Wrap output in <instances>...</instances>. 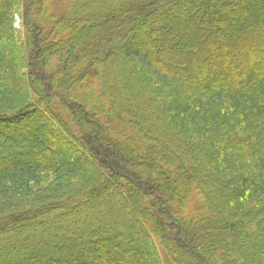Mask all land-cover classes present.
Masks as SVG:
<instances>
[{
	"label": "trees",
	"instance_id": "trees-1",
	"mask_svg": "<svg viewBox=\"0 0 264 264\" xmlns=\"http://www.w3.org/2000/svg\"><path fill=\"white\" fill-rule=\"evenodd\" d=\"M104 1L0 0V264H264V0Z\"/></svg>",
	"mask_w": 264,
	"mask_h": 264
},
{
	"label": "rangeland",
	"instance_id": "rangeland-1",
	"mask_svg": "<svg viewBox=\"0 0 264 264\" xmlns=\"http://www.w3.org/2000/svg\"><path fill=\"white\" fill-rule=\"evenodd\" d=\"M81 2H86L87 4H89V5H91L93 2H95V0H80ZM105 1L103 0V3H104ZM78 12H80V13H87L88 11H83L81 8H79L78 7ZM34 15H35V17H36V12L34 13ZM169 15L171 16V15H173V13H169ZM23 15H16L15 16V26L16 27H20V25H21V23L23 22ZM34 19V18H33ZM45 22H43L42 24L44 25V30H46L47 29V27H48V25H49V22L50 21H52V18L51 17H48V18H46L45 20H44ZM81 40V42H80V44L78 43V46H79V48L80 49H82L83 48V43H82V38L80 39ZM87 59H86V56L85 55H83L82 54V56H81V58H80V60H79V65H75V71L78 73L79 71H80V67L83 65V62H85ZM135 135V133H133L132 131H131V129L129 128V130H127V133H126V136H128L127 138H130L131 139V141H132V143L134 144V145H136V142H135V138L138 140V143H140V147L138 148V150H142V151H144L145 153L148 151V149H149V152H150V154H152V156H154V155H159V153L161 152V150H159L157 147H153V146H151V142H144L143 140H142V138H140V136L139 135H137L136 134V137L134 136ZM132 136V137H131ZM60 146L62 147V148H65L66 147V143H65V141L63 140V141H61L60 142ZM31 145H30V143H28V144H26V146H21L20 148L22 149V150H31ZM20 149V150H21ZM8 152L12 155V156H14V157H16L17 156V152H18V150L17 149H13V148H11V146H8ZM71 154H73V152H70ZM70 154V155H71ZM0 161H2V162H5L4 161V156H3V153L0 151ZM157 162V164H156V166L154 167V172H156L157 173V175L159 176V179H161V181L166 177V174H165V169L167 168V163L166 162H164V161H162V160H157L156 161ZM193 182H196L195 180H193ZM123 185H127V183L126 182H121ZM168 184H169V186H172L171 185V183L170 182H168ZM178 191H181V192H183V188L182 187H180V188H178ZM205 197H207V195H205ZM117 205H115V206H113V209L115 210H117ZM110 208V207H109ZM87 214L88 215H94V216H98V218H99V216L100 215H104V212H102V211H88L87 212ZM101 217V216H100ZM120 220H121V218H120ZM139 226V225H138ZM126 229V228H125Z\"/></svg>",
	"mask_w": 264,
	"mask_h": 264
}]
</instances>
